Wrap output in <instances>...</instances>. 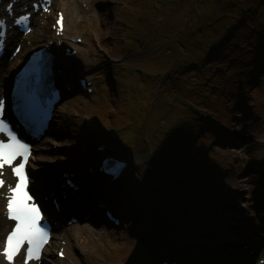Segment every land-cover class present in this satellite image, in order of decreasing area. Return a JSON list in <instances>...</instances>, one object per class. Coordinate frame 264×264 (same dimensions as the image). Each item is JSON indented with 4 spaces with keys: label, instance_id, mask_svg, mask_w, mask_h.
Returning a JSON list of instances; mask_svg holds the SVG:
<instances>
[{
    "label": "rangeland",
    "instance_id": "1",
    "mask_svg": "<svg viewBox=\"0 0 264 264\" xmlns=\"http://www.w3.org/2000/svg\"><path fill=\"white\" fill-rule=\"evenodd\" d=\"M61 2L62 0H54L52 13L43 18L46 24L43 28L44 34L39 40L32 38L36 36L34 34L36 25L32 24L30 38L23 43L24 48L20 54L30 51L27 42L39 46L50 41L52 18L56 10L62 11L68 20L64 4ZM70 2L71 0H68V5ZM74 2L73 8L78 22L69 28L68 32H64L61 39L71 43L78 53L77 59L71 63L67 62L70 66L66 65L67 69L78 68L70 74L73 89L62 97L56 108L52 130L46 136L47 140L41 143V146L49 150L45 153L48 154L46 162L36 164L34 159L32 165H39L41 173H44L47 180H50L60 168L81 171L84 178L86 167L97 162L98 156L101 155L95 147L97 143H101L97 133H104L111 137L109 143H104L106 144L104 153L136 159V165L123 174L124 179L130 181V178H133L132 172L137 168L146 173L142 185L140 183L142 177L139 178L138 175L129 184L127 182L130 188L141 185L144 195L136 197L138 202L132 201L131 204V198L128 200L126 197L123 200L118 196L116 183L111 184L107 190V180L97 177L96 173L89 175L87 178L93 180L89 188L95 194L100 192V189L106 192V202L121 218L122 225L115 227L110 223H102L103 209L99 215L89 212L91 214H88L87 219L83 208L73 206V213L83 215H80L78 223L71 226L64 225L66 216L62 218L63 231L61 235L52 238L51 246L47 250L49 252V257H46L49 260L46 261L47 264H52L50 262L149 264L148 261L161 264V260L168 259V256H173L176 252L190 257L188 264L205 262V259L198 261L200 253L196 250L193 252L191 248L186 249V245L181 246L186 241L211 245L208 249L202 248V252L207 250L212 258L216 255L219 261L229 264V261L232 262L239 254L237 247L241 245L239 237L245 238L250 244L254 243L256 255L249 264H256L263 258L264 246V239L254 233L257 225L263 228L262 219L256 212L261 211L264 216V203H260L264 200V151L257 149L251 133H255V138L264 137V59L257 67L253 64L254 68L249 72L247 82L244 81L239 89H233V84L229 82L231 76L230 78L221 76L223 78L221 85L226 88L221 95L224 96L226 93L227 98L213 97L215 93L211 92L201 94L205 97L203 98L205 102L210 100L215 105L216 109L211 108L215 116L202 112L204 101L201 103L197 99V104L191 102L193 108L188 104L189 109L192 108L203 121V126L198 127V133L193 140H187L186 145L192 149V153L186 151L179 164L191 160L190 172L193 171L196 175L193 194L187 196L185 201L186 211L190 214L198 213L199 201L195 196L197 198L205 196L210 201L205 209L209 215L207 226H204L207 232L203 233L207 238L197 239L196 234L184 228L188 225L178 224L176 220L171 221L169 228L172 230L164 231L163 236L159 224L163 202L150 192L153 191L154 184L158 188L166 186V181L169 180L167 178L171 176L169 174L173 168L169 161L171 155L168 150L169 137L180 139L178 138L180 134L176 131L180 123L175 121L169 124L166 118L175 108L182 111L185 104L176 96L179 92L178 83L174 80L175 71L164 67H168L167 63L171 62L169 48L173 46L166 36L164 39L161 35L168 33L169 37L171 35L175 38V32L181 27L178 36L184 35L187 30L185 22L191 18L184 22L183 18L177 20V15H182L179 6L175 8L173 14H164L161 10L151 11L152 6L145 0H74ZM43 20L39 21V24L44 25ZM170 24L173 25L169 26ZM260 37L263 39L264 48V32ZM75 38L80 39V42H71ZM179 47L181 51L185 49L183 45ZM262 47L254 52L257 55H264ZM258 60L261 58H255L249 63L248 71L253 61ZM189 71L187 75H194V70ZM78 72L90 82L92 93L87 94L78 88L79 76L76 75ZM216 86L211 83L209 88ZM235 95L236 100L233 104L230 100ZM110 119L115 121L111 123ZM205 132H209L211 137L208 134V137H205ZM42 152L44 150H35L34 154L42 156ZM159 162H169V165L168 167L166 165L163 171L157 166ZM136 179L140 180L139 183ZM42 183L41 185L45 184ZM143 197L150 199L149 203H156L157 207L150 205L148 206L150 208L142 207ZM96 198L94 200L93 196L90 197V205L98 204L99 200L96 201ZM78 199L79 196L72 201L76 203ZM143 212H146V215ZM135 215L142 216L143 221L139 222ZM139 223L143 227H148L149 232L151 229L155 230L153 234L155 239L148 241L147 238L145 241L143 237L148 236L140 234L134 235V239H127L126 236ZM143 229L147 231L146 228ZM75 233L79 240L85 241V246L95 249V252L89 250L95 258L93 256L91 259L75 262L67 256V253L73 252L78 257L81 253L77 246L70 245L73 241L71 235ZM170 235L172 243L171 247L167 248L164 237L168 238ZM253 236L257 238H252ZM208 237L211 240H207ZM108 241L118 247L113 249ZM219 241L224 246L229 242L235 248L226 246L227 250L221 251L222 249L215 247ZM59 247H62L65 259L55 258V251ZM177 258L172 257L168 261L176 260L178 263L181 258Z\"/></svg>",
    "mask_w": 264,
    "mask_h": 264
},
{
    "label": "trees",
    "instance_id": "2",
    "mask_svg": "<svg viewBox=\"0 0 264 264\" xmlns=\"http://www.w3.org/2000/svg\"><path fill=\"white\" fill-rule=\"evenodd\" d=\"M145 1L152 6L151 11L161 10L164 14H173L175 8L179 6L182 15H177L178 18L176 17V19L183 18L184 22L187 18H191L190 21L185 22L187 30L184 35L178 36V31L182 27L175 32V38H172L171 35L169 37L168 33L161 35L164 39L166 36L173 46L169 48L171 62L167 63L168 67L164 66L166 64L163 66L172 68L175 71L174 80L178 83L179 92L176 96L185 104L182 111H177L175 108L166 118V122L169 124L175 121H177L175 123H180L176 128V131L180 134L178 137L180 139L176 140L174 136L168 138L170 143L168 150L171 152L170 160H168L173 170L169 174L171 176L167 178L172 180L176 177L179 182L176 184L169 182L170 184L161 188L156 187L154 184L153 191L150 192L151 195L159 197L163 202L160 225L164 232L169 229L171 220L174 218L191 226H197L207 220L205 209H207V205L209 206L210 201L205 196H199L198 198L195 196V199L199 201L198 213L190 214L186 211L185 201L187 200L188 190L196 183V175L193 171L190 172L191 160L185 161L181 165L179 162L182 161L186 151L189 154L192 153V149L188 148L186 142L189 139H194L198 133V127L203 124L200 117L192 109H189L188 104L193 108L191 102L197 104L198 99L202 103L203 98H205L201 95L203 92H206V94L207 92L215 93L213 97L227 98L226 93L224 96L221 95V92L226 90L221 85L222 75H225L226 78L231 76L229 82L233 84L234 90L241 88L244 81L247 82L250 76L249 72L254 68L253 64L256 61H253L251 69L248 71L249 63L255 58L263 57V55H257L254 51L262 47L263 44V39L260 36L264 32V0ZM148 8L150 7L148 6ZM171 25L173 24L169 26ZM180 45L185 47L183 51H181ZM162 46L166 47L165 45ZM262 51H264V48ZM171 63L172 65H170ZM189 70H194V75H187L190 72ZM185 72L187 73L184 74ZM211 83L217 86L209 88ZM235 98L236 95L230 102L233 101V104H235ZM204 104L202 112L215 116L211 112V108L216 109L215 105L210 100H206ZM110 120H112L111 123L115 121L114 119ZM132 132L136 133L135 131ZM207 134L211 137L209 132H205V137H208ZM97 138L109 141L111 137L104 133H97ZM168 165L169 162L157 163V166L162 168L163 171L164 167H168ZM143 177L142 175L141 181L136 179V182L139 183L140 181L142 185L144 182ZM125 184L126 182H122V185L126 187ZM141 185L140 187L135 186V188L127 186L128 194H138L139 197L142 194L144 195ZM149 201L150 199L143 197L141 206H153L154 203H149ZM169 247L170 244L167 245V248Z\"/></svg>",
    "mask_w": 264,
    "mask_h": 264
},
{
    "label": "bare ground",
    "instance_id": "3",
    "mask_svg": "<svg viewBox=\"0 0 264 264\" xmlns=\"http://www.w3.org/2000/svg\"><path fill=\"white\" fill-rule=\"evenodd\" d=\"M61 3L64 4L63 7L65 8V14H67V16H68V20L66 19V16H65V18L62 22L63 31L68 32L69 28H72V26H74V24H76L78 22V19L76 18V14H75L74 8H73L75 2H74V0H71L70 4L68 5V0H62ZM5 4H6V1L3 0V3L1 4V12L3 11V6ZM18 8H19V4L15 3L14 4V10L18 11ZM45 17H46L45 14H42L40 16L38 14L33 13L31 15V23L36 25L35 29H34V34L36 36H34L33 40H39L43 36V34H44L43 28L46 24V22L43 20V18H45ZM42 20H43V22H45L44 25L39 24V21H42ZM60 38L61 37H58L57 39H60ZM8 42H9V44L10 43L11 44H15V43H21L22 44L23 43L22 36H14L13 38H10ZM65 45L70 46V43L68 41H65ZM23 48H24V46H22L21 53L23 51ZM72 48H73V46H72ZM49 49H51L53 52L56 68L60 69L59 73L57 74L59 79H61L62 77L69 78L71 72L76 71L75 67H71L68 69L66 68L67 63L65 62V60H62L63 59L62 54H61V52L58 51V47L56 45L49 47ZM21 62H22V56H19L17 59H13L11 61L8 59H3V58L0 60V87L8 84V80L10 79L9 73H11L14 70L15 65L17 63L20 64ZM4 70H7V72H6L5 76L3 77L1 75V73H4ZM8 71H9V73H8ZM65 87L66 86H64V88ZM50 130H52V128L47 131V134L50 132ZM258 133L260 134V132H258ZM251 137H252L253 141L255 142L257 149L264 151V139H263L264 137L259 136L258 138H255V133H253V132L251 133ZM46 140H47V137H43L41 139V143H44ZM31 150L32 151L33 150H37V151L44 150V152L41 153V154H43L42 156H40V154H39L37 156H34V159L36 160V162H35L36 164L46 162L45 158L48 156V154H45V153L49 151L48 148L41 146V144H36L35 146H33V148H31ZM31 158L33 159V156H31ZM31 158H30V160H31ZM126 159L129 162L127 169H129V168L132 169V167L136 165V163H135L136 159L134 157H132L131 159H130V157H126ZM36 164L31 165V173L33 175V177L31 178V186L32 187L37 188L40 181L42 183L43 180H44V183H47V184H45V186H47L50 180L54 179L55 177H58V176H55V177L52 176L50 180H47L44 176V173L43 174L41 173V168L39 167V165H36ZM27 165L29 166V163H27ZM38 167L40 168L39 171H38ZM140 169L141 168L135 169V171H133L132 174L134 176L141 174L138 176L139 178L142 177V175L145 176L146 173L144 174V170H142V169L140 170ZM255 169H260V168L257 167ZM87 172L93 173V171H87ZM79 175L80 174H78V175L75 174V177L77 178L76 182L79 184V186L84 187V191L79 192L78 194L72 193L71 189L68 186L62 185L61 181L58 180V178L56 179V181L52 180L55 185H50L51 187L53 186V188L56 187V189L65 190V192L68 193V195H67L68 200L65 201V200L61 199V203L63 205H68L69 203L72 204L70 208H68V209L64 208L65 209V210H63L64 212L62 214L60 213L59 217H62V215L65 212L68 213L70 210L73 209V206H75V205L83 208V211H85V214L92 212V213H95V215H99V213H100V207L97 204L96 205H93V204L90 205V197L93 196V199L95 200V198L98 196L96 199L100 200V202H103L104 200L99 199V197L106 196L105 195L106 192L104 193V192H102L103 190L100 189V192L98 191L97 194H95L94 192L91 191V189L89 188L91 181L89 179H87L86 177H88L89 175H93V174H88L84 178L82 177V175L79 177ZM49 184H51V183H49ZM50 186H49L48 190L50 192H52L51 191L52 189L50 190ZM80 190H82V189H80ZM124 191H126L127 192L126 194L128 195L129 190L127 188H124ZM38 196H39V194H38ZM77 196H79V199H78V201H76V203H75V201H70V197L76 198ZM136 197H139V195L135 194L133 200H135V202H138ZM0 201H1V198H0ZM45 204H47V203L45 202ZM89 214H91V213H89ZM135 216L137 217L139 222L143 221V218L141 216H138V215H135ZM54 219L57 220L55 216H54ZM57 221H59V219ZM5 223L6 222L2 218L1 210H0V238L3 234ZM142 227L143 226L139 223V225L135 229H133L131 232H129V235L126 236V238L127 239L128 238L134 239V237H135L134 235L139 236V234H140L142 236H148V237H143L145 241L147 240V238H149L148 241L150 239H152V240L155 239L154 235L149 233L148 227H146V226L143 227V228H146V230H147L146 232L144 231V229ZM133 232H135V233H133ZM254 233L256 235L258 234V237H262V239H264V229L260 225L256 226ZM106 234H108V233L106 232ZM71 236H73L72 237L73 241H72V243H70V245L72 244L74 246H77L81 250L82 253H80V255H78V257L75 256V254H73V252H72V254L67 253V256L71 257L75 262L81 261L84 259H86V260L91 259L94 255L90 254L89 250H92L93 252H95V249L94 248L91 249L90 247L85 246V241L79 240L77 233H75V235L73 234ZM254 237H256V236H253L252 238H254ZM99 243H101V242H99ZM108 243L111 245V247L113 249L118 247V246H115L114 244H112L111 241H108ZM195 244H196V242H191L188 245L190 246L191 250L193 249V252H194V250H196L197 253H200V255L198 254V256H199L198 261H202L205 259V262H202L201 264H226L223 261H219L220 259L216 258L215 254H213L215 256H214V258H212V256L209 254V252L207 250H205V252H202V248L208 249L211 245L199 244V245L195 246ZM225 244H228L226 246L235 248V246H233V244H229V242H227ZM253 244H250L247 241V242L241 243L240 246H237L239 248V251H238L239 254L237 255V258H235L232 262L229 261V264H249L250 261L253 259V257H255V253H256V248L253 247L254 246ZM226 246L222 245V242H221V243L216 244L215 247L222 249L221 251H224V250H227ZM113 251H115V250H113ZM213 251H214V249H213ZM112 253H111V255H112ZM263 256H264V252H263ZM93 258H95V256ZM45 260L49 261L46 258H45ZM187 261H189V260H185V259L181 258L179 260L178 264H188ZM51 263L54 264L53 262H51ZM0 264H2L1 259H0Z\"/></svg>",
    "mask_w": 264,
    "mask_h": 264
},
{
    "label": "snow or ice",
    "instance_id": "4",
    "mask_svg": "<svg viewBox=\"0 0 264 264\" xmlns=\"http://www.w3.org/2000/svg\"><path fill=\"white\" fill-rule=\"evenodd\" d=\"M45 11L48 9L45 8ZM29 17L21 16L15 21L16 24H25ZM63 17L57 21L62 25ZM4 22L0 20V29ZM30 30V29H28ZM4 32L0 30V47L3 46ZM4 103L0 100V117L3 115ZM0 133L7 136L8 142L0 140V188L5 187V173L7 172L13 178V181L7 184V193L3 196L6 200V210L3 215L11 221H15L11 231L5 237L3 257L5 264H12L14 258L19 254L25 244V264L28 261H38L41 258V252L44 245L48 242L49 233L40 225L41 211L34 203H29L33 197L26 190L28 186V177L25 171V165L30 154V148L27 144L21 142L5 120L0 118ZM22 158L18 165L14 162Z\"/></svg>",
    "mask_w": 264,
    "mask_h": 264
},
{
    "label": "water",
    "instance_id": "5",
    "mask_svg": "<svg viewBox=\"0 0 264 264\" xmlns=\"http://www.w3.org/2000/svg\"><path fill=\"white\" fill-rule=\"evenodd\" d=\"M171 233H172V232H171ZM171 235H172V234H171ZM171 235L168 237L169 240L172 239V238H171Z\"/></svg>",
    "mask_w": 264,
    "mask_h": 264
}]
</instances>
